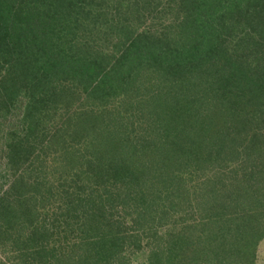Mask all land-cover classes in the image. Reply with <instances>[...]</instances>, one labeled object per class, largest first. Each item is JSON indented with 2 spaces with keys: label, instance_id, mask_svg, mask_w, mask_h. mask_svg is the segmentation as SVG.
<instances>
[{
  "label": "trees",
  "instance_id": "1",
  "mask_svg": "<svg viewBox=\"0 0 264 264\" xmlns=\"http://www.w3.org/2000/svg\"><path fill=\"white\" fill-rule=\"evenodd\" d=\"M92 1L0 0L2 107L9 114L26 100L20 138H10L4 152L12 181L0 198V242L10 245L11 261L257 264L264 240V0H175L182 19L175 29L161 32L152 19L140 33L151 17L141 0H109L118 3L109 4L111 22ZM50 19L60 36L50 37ZM99 33L105 39H96ZM112 34L118 50L111 61L81 59L85 71L67 75L48 109L54 97L45 79L65 39H92L94 57L106 61ZM76 98L86 109L71 110L60 119L61 136H48L49 113ZM38 150L63 158L54 165L77 186L78 199L55 214L80 228L72 250L41 217ZM172 199L192 219L160 207ZM144 240L148 254L135 261Z\"/></svg>",
  "mask_w": 264,
  "mask_h": 264
},
{
  "label": "rangeland",
  "instance_id": "2",
  "mask_svg": "<svg viewBox=\"0 0 264 264\" xmlns=\"http://www.w3.org/2000/svg\"><path fill=\"white\" fill-rule=\"evenodd\" d=\"M175 0H141V6L144 7L147 10L151 11L149 12L151 17L147 14V17L149 19H145L143 25H140L138 27V29L136 30L137 33L142 32L145 28H150L151 24L153 23L152 19L155 21L156 24V28L158 30H162L167 27V26H174L173 28L175 29L176 26L179 25V22H181V18H178V15L175 9ZM102 0H93L92 3L93 8L95 9L96 12H100V14L102 16H106L105 20L107 19L108 22L116 21V18L113 15H111L110 11H108L109 8V4H115V6L118 4L117 1H113V3H110L109 0H107V3L105 4H101ZM146 13V12H145ZM125 14V13H124ZM159 20H158V18ZM156 18V20H155ZM115 19V20H114ZM52 25H53V32H50V37H57L60 36L58 34V32H55V30H57V28L55 27L54 21L53 19H50L49 21ZM104 23V22H103ZM137 25V24H136ZM153 28V27H152ZM154 30V29H152ZM94 35V34H93ZM92 35V36H93ZM106 36V34L104 33L103 36ZM113 35V34H112ZM89 37H87L88 39ZM96 39H105L101 36V33L96 34L95 35ZM108 41L109 45L108 48L104 50L105 53L110 56L115 55L116 51L118 50V48L115 46V43L111 44V42H113L114 40V35L112 37L111 40V36L109 37ZM66 43H68L67 45H63L61 46L60 50H58L56 56H60L59 58L56 57L55 61V67L57 65V68L54 69H50L49 73H48V77L45 79V88L47 90H45L46 95H51L54 98L52 99H48L45 104V106H47L48 109H50L51 105H54V101L57 99L56 97H58L59 95V91L62 90V87L60 85H64L67 81V75L72 74L71 72L75 69H82V63H80V60H84V64H86L87 62L89 63V61H93V59L97 61H101L102 63L104 62H109L111 60H109V56L108 59L105 61V57L103 58H98L96 59L94 57L95 53H96V43L92 40H83L80 42L79 40L73 39V38H67L65 39ZM91 41H93L91 43ZM100 41V40H99ZM58 58V59H57ZM87 59V60H86ZM94 60V61H95ZM84 67V66H83ZM47 69V68H46ZM86 68H83L82 70L85 71ZM38 72L35 70L30 72V80L37 77V75H33V72ZM67 71H69L70 73H68ZM31 76H34L31 78ZM39 78L44 79L45 78V74L41 75ZM58 89V90H57ZM0 198L6 197V193L7 190L9 189V186L11 185V181H12V177H11V171L9 168V158L8 156H6L4 154V152H6V148L7 146H9V144H11V139L10 138H18L21 135V131L23 130L22 127V118L24 117V112H25V108H26V100L24 97L19 98L15 104L13 106H11V112L8 114L6 110H4L5 108L2 107L6 104L5 102V94L4 93H0ZM70 102H72L71 108L67 109V110H63V111H58V112H54L49 113V119L47 120V124L44 126L48 132V136H61L60 133L58 132V130H60V119H65L66 117L69 118L70 114L72 113L73 110L77 109V108H81V109H86L85 107H82V105L84 104V102L82 103V100L79 101L77 100V98L71 99ZM89 103V102H88ZM50 106V107H49ZM72 110V111H71ZM45 115L47 116L48 114L45 113ZM65 117H62V116ZM47 132H45V134H47ZM58 132V133H57ZM98 132V131H97ZM97 134V133H96ZM94 134V135H96ZM47 136V137H48ZM44 137V134H42V139ZM20 138V137H19ZM50 138V137H49ZM38 142L40 143V139H38ZM81 148V147H80ZM54 151V149L52 150ZM56 154V152H53ZM53 153H49L48 156H44L40 150H38L36 152V156L39 157L37 159V157H35L37 166H41L42 168H45V172L44 173H40L38 171V174L41 176V181L43 183V192L44 194H40L37 193L36 191H34V194L37 195V197H42L44 200V209L41 213V217L45 218L46 220V224L50 225L51 227L54 226L56 224V226H58L57 228H59V233L60 236L59 238H61L62 241V246L63 247H69L71 250L74 249L75 247L78 246V242L77 240L81 237V233H80V228L79 226H66V223L64 222H58L60 219H57V217H55V214H57V216L59 215V217L61 216L60 210L58 208L61 207V204L63 202H67L69 199H73L76 198L77 196H75L74 192L76 190L77 192V186L74 182L71 183L70 179L67 177V173L63 174V171H61V164H59L58 166L54 165L57 162L59 163H63V158H61L59 161L54 159V154ZM78 153V152H75ZM57 155V154H56ZM45 157V159H44ZM8 165V168H7ZM56 170H59L56 172ZM61 171V172H60ZM60 172V173H59ZM58 191L61 193H58ZM53 194H59L60 196H56L55 198L52 199V195ZM48 197H51L49 200H47ZM78 199V198H76ZM173 200V199H172ZM38 202H41V200H39ZM174 206L175 210H172V207ZM163 210L166 211V213H170V214H175V217H179V218H183L185 217V219H192L191 217H188L189 213L191 212L190 210H182V206H180V202L179 199H174L173 203L169 202V200H167L162 206ZM187 207V205H186ZM55 209V213L53 214L51 211L52 209ZM51 209V210H50ZM155 210L160 209L158 208H154ZM50 210V211H48ZM169 219V218H168ZM58 222V223H56ZM162 222V221H161ZM169 223L173 222L172 220H168ZM163 223H167V222H163ZM1 236V235H0ZM2 239L0 238V241ZM11 242V243H10ZM9 243L12 245V241H9ZM0 246H2V242H0ZM150 246L155 247L156 245L154 243L150 244ZM149 243L147 240H144V245L142 246V248L138 251H136L135 253L137 254L136 257H133V260L135 261H142L144 260V258L147 256V252L146 250L149 249ZM257 264H264V240L259 244L258 249H257ZM15 256V254L10 250V245L5 246L3 244L2 247H0V264H14L11 259ZM16 262H18V264H25L22 261L18 260V259H14Z\"/></svg>",
  "mask_w": 264,
  "mask_h": 264
}]
</instances>
